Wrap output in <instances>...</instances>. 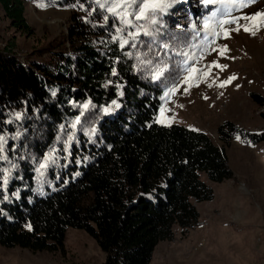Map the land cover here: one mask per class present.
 <instances>
[{
	"label": "trees",
	"instance_id": "trees-1",
	"mask_svg": "<svg viewBox=\"0 0 264 264\" xmlns=\"http://www.w3.org/2000/svg\"><path fill=\"white\" fill-rule=\"evenodd\" d=\"M29 1L0 0L5 17L25 33L31 32ZM55 4L85 7L71 30V55L59 54L53 66L24 67L0 52V134L8 138V159L0 160V245L58 252L74 228L96 240L103 264H151L159 243L174 240L175 226L183 237L198 226L194 202L214 200L201 175L215 183L235 178L226 148L204 132L155 122L162 90L137 70L136 54L146 45L121 48L113 40L118 20L95 1ZM252 98L264 106L263 97ZM116 101L123 102L120 109L105 111ZM218 133L226 147L238 135L264 142V131L230 122ZM49 153L54 162L39 178Z\"/></svg>",
	"mask_w": 264,
	"mask_h": 264
},
{
	"label": "rangeland",
	"instance_id": "rangeland-1",
	"mask_svg": "<svg viewBox=\"0 0 264 264\" xmlns=\"http://www.w3.org/2000/svg\"><path fill=\"white\" fill-rule=\"evenodd\" d=\"M84 9L80 5L56 4L41 9L30 0L26 4V19L31 32L25 33L12 26L0 6V52L15 57L24 67L53 66L59 54H72L68 44L71 30L76 26L74 21L85 15ZM203 11L208 13L210 9H206L201 0H179L161 17L163 27H157L163 35L158 40L178 43L172 40L173 36H190V24ZM257 11H264V0L244 9L248 14ZM218 43L228 46V58L212 53L203 63L218 60L227 66L226 71L213 70L219 80L212 87L202 82L188 94H183L181 89L168 104L171 112L167 115L174 117L170 125L179 124L204 132L215 145L226 148L235 178L215 183L205 174L201 175L213 189L214 200L194 202L201 214L198 226L186 237L175 226L174 240L159 243L151 264H264V142L253 145L236 137L231 146L226 147L218 133L219 127L228 122L249 132L264 131V106L252 98L253 94L264 98V30L255 36L243 31L233 32L231 39ZM142 72L145 81L155 83L163 95L165 84L154 81L146 70ZM232 75L238 79L226 87L217 86ZM161 97L160 107L164 104ZM121 104L123 102L116 101L107 109L116 111ZM160 125L168 126V122ZM43 172V169L38 170L39 178ZM91 198L87 197L83 204H88ZM64 245V250L40 253L0 245V264H103L106 261V254L96 240L83 230L68 228Z\"/></svg>",
	"mask_w": 264,
	"mask_h": 264
},
{
	"label": "snow or ice",
	"instance_id": "snow-or-ice-1",
	"mask_svg": "<svg viewBox=\"0 0 264 264\" xmlns=\"http://www.w3.org/2000/svg\"><path fill=\"white\" fill-rule=\"evenodd\" d=\"M34 2L41 9L55 5V0H49L48 3L44 0H34ZM178 2L179 0H95L99 8L108 12L122 25L116 28L117 35L113 37V40L120 42L121 48L130 45L135 49L138 44L141 47L146 45L147 51L136 54L137 70H146L154 81H162L165 84V91L161 97L164 104L159 108L155 122L165 124L167 121L168 126L174 119L167 115L171 112L168 104L173 102L174 96L181 93V89L183 94H188L192 87H199L202 82L212 87L219 80L213 70L226 71L227 66L219 63L218 60L203 63L212 53H216L220 58H228L227 53L230 49L226 44L220 45L218 41L231 39L233 32L243 31L255 36L259 31L264 30V11L251 14L244 12L245 8L255 5L258 0H201L205 8L210 11L199 18V23L196 20L192 21L188 29L190 36H173L172 40L178 43L158 40V37L163 35L160 31V27H163L161 17L167 15ZM80 7L83 9V5ZM104 21L108 22V16L104 17ZM126 30H128L127 37H124L122 34ZM141 35L148 37L149 40H140ZM126 55L132 57L133 53L130 51ZM236 79L238 77L232 75L227 80L220 81L217 86L226 87ZM209 80H212V83H208ZM88 107V104L83 105L85 110ZM16 118H20L19 114H16ZM79 123L78 117L71 127L75 129ZM73 138L69 136V140ZM237 140H240L239 135ZM7 144L8 138L0 134V160L8 159L5 154ZM49 162H54L51 153L46 157L45 162L39 165L38 170L46 169ZM28 227L31 230V226Z\"/></svg>",
	"mask_w": 264,
	"mask_h": 264
},
{
	"label": "bare ground",
	"instance_id": "bare-ground-1",
	"mask_svg": "<svg viewBox=\"0 0 264 264\" xmlns=\"http://www.w3.org/2000/svg\"><path fill=\"white\" fill-rule=\"evenodd\" d=\"M201 9V7L199 8V10ZM203 14V13H202ZM201 15V14H200ZM198 19V18H197ZM198 21V20H197Z\"/></svg>",
	"mask_w": 264,
	"mask_h": 264
},
{
	"label": "crops",
	"instance_id": "crops-1",
	"mask_svg": "<svg viewBox=\"0 0 264 264\" xmlns=\"http://www.w3.org/2000/svg\"><path fill=\"white\" fill-rule=\"evenodd\" d=\"M197 209H198V206H197ZM200 218H201V214H200ZM200 223V222H199Z\"/></svg>",
	"mask_w": 264,
	"mask_h": 264
}]
</instances>
